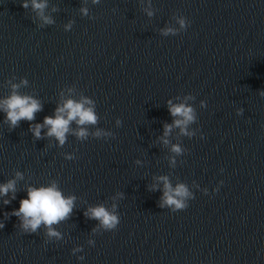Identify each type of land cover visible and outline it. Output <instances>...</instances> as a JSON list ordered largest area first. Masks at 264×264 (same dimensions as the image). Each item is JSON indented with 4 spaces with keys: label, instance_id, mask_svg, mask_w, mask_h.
Listing matches in <instances>:
<instances>
[{
    "label": "water",
    "instance_id": "95a60500",
    "mask_svg": "<svg viewBox=\"0 0 264 264\" xmlns=\"http://www.w3.org/2000/svg\"><path fill=\"white\" fill-rule=\"evenodd\" d=\"M23 2L0 0V99L42 110L14 128L0 111V184L16 188L0 197V264H264V0ZM68 99L91 100L96 123L37 139ZM169 101L193 109L187 134L164 135ZM160 177L187 208L161 207ZM52 184L75 197L59 238L24 232L12 211ZM100 205L115 229L84 215Z\"/></svg>",
    "mask_w": 264,
    "mask_h": 264
},
{
    "label": "clouds",
    "instance_id": "9594fccd",
    "mask_svg": "<svg viewBox=\"0 0 264 264\" xmlns=\"http://www.w3.org/2000/svg\"><path fill=\"white\" fill-rule=\"evenodd\" d=\"M31 3L32 7L37 10H42L46 7L45 3L38 2V0H31ZM28 6V0H24L22 7L27 8ZM46 22L50 21L46 19ZM180 24L181 27H185L183 20L180 21ZM168 31H171V29ZM91 104L92 101L88 99L80 101L68 99L55 109L53 116L45 117L42 124H36L34 127L30 126V130L39 139L41 137V129L47 126V135L54 136L59 141V144L63 145L66 133L69 131L70 122L75 121L78 125L96 123L97 117L94 114L93 107L89 106ZM168 104L170 115L179 117V119H176L173 125H165L164 135L167 136L173 126L179 127L181 132L185 133L187 125L195 119L193 109L190 106H185L183 103L173 105L169 101ZM41 110L42 105L39 101L30 96H21L14 93L0 99V111L4 112L5 121L13 128L17 126L20 120H34L35 113ZM240 114L242 112L238 113V115ZM78 136L84 137L86 136V132L82 129L79 131ZM172 150L176 153L181 151L179 147L175 146ZM159 179L163 181L161 207L167 206L171 208L172 212L187 208L188 204L186 200L193 197L186 186L180 184L173 188L166 177H160ZM15 191V180L0 184V197L12 192V199H15ZM74 200L75 197L63 196L55 184L39 188L29 187L27 189V197L20 200L19 208L14 209L11 215L20 219V227L26 233H35L41 224H43L47 229L48 236L59 238V233L51 226L69 217L74 207ZM3 203L8 205L10 200L6 199ZM84 215L90 219L98 220L100 226L106 230H113L119 224V218L115 212L107 210L103 205L89 208ZM3 227V222H0V229Z\"/></svg>",
    "mask_w": 264,
    "mask_h": 264
}]
</instances>
